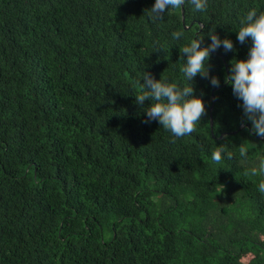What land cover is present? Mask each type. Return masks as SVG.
<instances>
[{
    "label": "trees",
    "instance_id": "trees-1",
    "mask_svg": "<svg viewBox=\"0 0 264 264\" xmlns=\"http://www.w3.org/2000/svg\"><path fill=\"white\" fill-rule=\"evenodd\" d=\"M153 3L0 0V264H264V176L250 173L264 137L225 82L250 46L239 20L264 0H185L161 19ZM208 32L234 47L210 56L218 87L194 78L206 111L175 138L145 122L139 78L185 83L180 50ZM220 146L232 156L215 162Z\"/></svg>",
    "mask_w": 264,
    "mask_h": 264
},
{
    "label": "clouds",
    "instance_id": "clouds-1",
    "mask_svg": "<svg viewBox=\"0 0 264 264\" xmlns=\"http://www.w3.org/2000/svg\"><path fill=\"white\" fill-rule=\"evenodd\" d=\"M184 3L185 0H154L148 13L152 19H161L166 11ZM190 3L197 12H206L208 8V0H190ZM208 37L210 42L204 44L203 36L195 34L182 46L180 52L183 54V65L179 71L185 83L168 77L155 79L146 71H142L139 78L140 92L134 97L135 102L144 108L143 113L147 118L145 122L157 121L175 138L196 131V124L206 111L202 96L194 94V78L199 74L208 78L212 87H218L220 80L215 75H209L210 56L219 48L228 52L234 47L230 39L221 38L214 32H208ZM171 38L173 41L181 40L184 33L173 31ZM236 38L241 44L250 40V46L246 58L230 61L225 82L231 84L233 94L241 101L244 119L251 124L250 131L264 137V11L248 10L239 20ZM145 100L149 101L147 105L144 104ZM247 151L244 146L239 149L240 156L245 160ZM231 156L223 146L211 154L215 162ZM250 173L253 176H264V159L254 161ZM258 190L264 192V181L259 183Z\"/></svg>",
    "mask_w": 264,
    "mask_h": 264
},
{
    "label": "water",
    "instance_id": "water-1",
    "mask_svg": "<svg viewBox=\"0 0 264 264\" xmlns=\"http://www.w3.org/2000/svg\"><path fill=\"white\" fill-rule=\"evenodd\" d=\"M181 8H182V15H183V5L181 6ZM182 19H183V25H184V28H185V29L188 28V26H186L185 23H184V18H183V17H182ZM212 107H213V106H211L210 110L212 109ZM211 124H212V121H211ZM245 126H246V127H249L248 124H246ZM242 127H243V126L241 125L239 129H241ZM223 136H224V134H221L219 138H222Z\"/></svg>",
    "mask_w": 264,
    "mask_h": 264
}]
</instances>
